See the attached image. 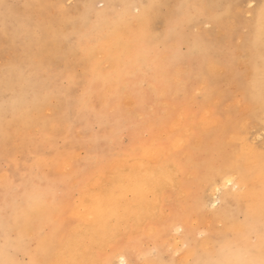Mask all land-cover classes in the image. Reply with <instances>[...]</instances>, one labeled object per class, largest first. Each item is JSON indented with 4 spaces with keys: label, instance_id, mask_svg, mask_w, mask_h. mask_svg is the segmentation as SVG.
Wrapping results in <instances>:
<instances>
[{
    "label": "rangeland",
    "instance_id": "1",
    "mask_svg": "<svg viewBox=\"0 0 264 264\" xmlns=\"http://www.w3.org/2000/svg\"><path fill=\"white\" fill-rule=\"evenodd\" d=\"M261 4L264 0H0V264H55L73 229L81 224V208L91 203L88 194L111 185V178L132 161L150 165L149 151L159 153L166 167L174 168L170 162L189 166L186 175L180 173L177 195L165 190L157 210L170 215L187 204L184 196L192 193L191 180L194 189V177L203 170L195 173L185 151L191 149L199 169L204 164L203 151L215 146L211 140L225 135L215 125L225 127L231 118H248L232 76L235 70L242 78L251 73L242 47L255 34L254 17L259 15L264 27ZM211 56L223 65L221 74L209 71ZM205 93H211V101L207 102ZM257 133L262 132L250 128L247 144L260 152L264 133ZM197 137L204 139L205 146H195ZM180 139L195 143L194 147H178ZM255 187V195L264 196V176L257 178ZM213 210L203 207L201 224H197L201 236H194L196 241L221 232ZM242 221L237 214L235 223ZM241 230L228 247L227 242L235 238L226 242L218 236L208 238L202 246L207 257H216L219 246L223 252L239 248L246 239ZM45 237L50 254L44 256ZM262 237L250 240V252L245 250L244 258L256 256L259 250V256H264L258 246ZM176 241L169 237V250ZM146 243L148 247L156 244ZM254 245L256 254L251 252Z\"/></svg>",
    "mask_w": 264,
    "mask_h": 264
},
{
    "label": "bare ground",
    "instance_id": "2",
    "mask_svg": "<svg viewBox=\"0 0 264 264\" xmlns=\"http://www.w3.org/2000/svg\"><path fill=\"white\" fill-rule=\"evenodd\" d=\"M254 21L256 24L255 25V34H254V36L251 39L249 44L246 43V39H245V41H244L245 43L242 47L243 48L242 51L244 53V56H243L244 60H247V63L248 62L250 63V67H248L249 66L248 65V66H246V68L247 67H248V69L250 68L251 73H248V71H247L248 74L242 78L238 73L239 71L237 70V72L235 73V71H236L235 70V71H233V76H232V78L234 79V82H235V87H233V89L236 88L237 92L240 93V101L242 103H244L243 105H245L247 107L248 118H246L245 120L240 119V117L237 120H233V118H231V119L227 120V124L225 125V127L222 124H216L215 125V128L216 127L221 128L225 132V135L220 137V138H215V139L211 140V142H213L215 144V146H213V150H212V148H210V149L206 148L203 151V153H202L203 158L202 159L204 161V164H201L199 166V169L197 167V164L199 162H197V164H196V158L190 152L191 149H189L188 151H185L184 155L186 156L188 161H190V159H191L195 165V170L197 171L195 173H198V171L201 172L203 170L201 173L197 174L198 177L197 176L194 177L196 179L195 184H197V185H195L194 189H192L193 179L191 180L192 182H191V186L189 188H190V192H192V193L189 195H187V193H186V196H184V198L186 197V199H187V204L180 206L178 208L177 212H175V213L170 214L168 212L170 215H166L163 211L157 210L158 205H159V199H160V197H163L165 190L172 189L171 190V192H173L172 195L173 196H175L174 194L177 195L176 189H177L178 183L181 182V179H180L181 174L186 175L187 170H188L187 168L189 166H185V165L181 166L180 164L175 166V164L170 162L169 164L171 166H173L175 169L171 168V167H166L167 164L165 163V161H162V157L159 155V153L149 151V152H147V156L151 161L150 165H146V164H143L140 162L136 163V162L132 161L133 163H129V167L127 169L122 168L121 172L120 173L118 172V175L116 174V176H113V175H111L112 173L110 174L111 176H113L112 178L109 176L112 179V180L111 179L110 180L113 181V183L109 186H107V184H103V185L107 186V187H104L103 191L97 190V191L93 192V191L89 190L93 193L90 192V194H88V192H87L84 194V195L88 194V197H89L91 203L90 204L88 203L89 205L83 206L81 208V211L79 213V217H80L79 220H81V224L79 227L76 226L78 228H76L75 230L73 229V232L71 233L69 239L67 238L68 240L65 242L63 250L61 249L62 251L59 252V254L55 257V262H54L55 264H122V261L124 262V264H242V262L245 260H254V261H256V264H259V261L264 256H261V257L259 256V255H261V253H260L261 250H259V251L257 250V248H258V247L256 248L257 245L256 246L254 245L255 247H254V249H251V252L254 251L256 254V252L258 251V254L256 256H253V257L249 256L248 258H244L245 250H246V253L248 251L250 252V250L248 249L251 246L250 240L252 238H254V239L256 238V236L252 237L253 233L258 234L259 238H260V234H264V232H263L264 230L263 231L261 230V221H262V219H264V196H261L260 194L255 195V193L252 191L255 188L257 189V187H255V183H256L257 178H259L260 176H264V150L260 151V152L254 151L253 148L251 147V145L248 146V144H247V138H248L247 136L250 133L251 127L255 128L257 132L264 133V27L260 24L259 15L254 17ZM244 35L245 34H243V37H244ZM176 37H179V36H176ZM185 39L186 38H184V40ZM171 41H173V40H171ZM173 42H175V41H173ZM170 43H172V42H170ZM175 44H177V43H173V45H175ZM216 45L217 44H215L214 46H216ZM195 46H197V45L195 44ZM214 46H211V48ZM215 48L217 49V47H215ZM212 49H214V48H212ZM209 51H211V50H209ZM209 51H206V52H209ZM218 54H220V53H218ZM192 55H194V53ZM237 55H239V54H237ZM161 58L163 59L164 56ZM187 58H184V60ZM208 58H209V56H208ZM239 59L242 60L243 58L240 57ZM230 60L232 63V66H230V67H234L233 60L232 59H230ZM153 61H154V59H153ZM210 61H211V64H208L209 61L207 62L208 66L210 65L209 67H211L209 71H211V72L214 71L215 73L219 72L220 66L222 67L223 65L219 64L220 62L218 63L213 57L211 58ZM258 63L260 65H258ZM227 64H228V62L225 64L226 65L225 68L227 67ZM162 65H163V63H162ZM178 65H180V64H178ZM163 66H165V65H163ZM138 67H141V66H138ZM182 68H183V66H182ZM136 69H138V68H136ZM186 69H187V67H186ZM207 69H208V67H207ZM183 70H185V69H183ZM165 71H167V70H165ZM188 71H189V69H188ZM137 72H139V71H137ZM140 72H142V71H140ZM178 72H179V70H178ZM205 72L207 74V71H205ZM221 72H219V73L221 74ZM241 72H243V71H241ZM179 74H180V72H179ZM148 75H150V74H148ZM164 75H166V74H163L162 76H164ZM202 76H203V74H202ZM223 76H225V75H223ZM211 77L212 76H210V78ZM176 78L177 77H175L174 79L176 80ZM143 80H144V78H143ZM137 81H139V80H137ZM206 81L207 80H205L204 83ZM130 82H131V80H130ZM185 82H186V80H185ZM185 82H184V84H185ZM138 83H140V82H138ZM175 83H177V82H175ZM226 83H227V81H226ZM195 84H197V83H195ZM220 85L217 84V86L219 88H221ZM232 85H233V83H232ZM147 88H148V85H147ZM123 92H124V90H123ZM216 92H218V91H216ZM123 94H122V96L124 98L125 94L124 95ZM200 94H202V93H200ZM210 94L211 93H205L204 94L207 102L211 101V97H210L211 95ZM158 95H160V94H158ZM236 96H238V95L236 94ZM220 97H222V99H223V97H225V94H223ZM128 98H129V96H128ZM166 99H168V98H166ZM205 105H207V104H205ZM224 107L226 108V106H224ZM220 108H221V106H220ZM229 108L230 107H228V109ZM210 110H211V108H210ZM204 112H207V111H204ZM231 112H233V111H231ZM191 115H193V114H191ZM235 119H236V117H235ZM248 127H249V132H248ZM174 128H175V126H174ZM209 129L210 128H208V130ZM192 131L194 133V136H196V131L195 130H192ZM205 132H207V131H205ZM262 133H257V134L259 136H262ZM197 139H198V144L193 143V144H195V146H197V145H199L200 147L205 146V145L201 144V142L204 140L202 137H197ZM254 139H258V138H254ZM181 141H179L180 144L178 146L180 148L182 146H184V148H185V146H187V148H188V146L194 147L192 142H186V141L181 142ZM202 143H204V142H202ZM162 147H164V145ZM70 148H72V146H70ZM88 148L90 149V146L89 147L87 146V149ZM114 148H113V150H114ZM148 149H150V148H148ZM98 150H96V151H98ZM181 152H183V151L181 150ZM102 153H103V151H102ZM83 154H84V152H83ZM174 154H173V156H174ZM176 154H179V153H176ZM128 155H130V154H128ZM134 155H135V153H134ZM181 157H180V159H181ZM163 158H166V157H163ZM128 159H129V157H128ZM139 161H141V159ZM124 163H126V162H124ZM105 167H107V166H105ZM84 168H86V167H84ZM107 168H109V167H107ZM111 169L112 168H110V170ZM115 171H114V173H115ZM64 172H65V170H64ZM76 172H78V171H76ZM89 173H90V171L88 172V174ZM60 175H62V174H60ZM76 176H78V175H76ZM191 176H192V174H191ZM65 177H66V175H65ZM83 178L84 177H82V179ZM187 178H190V177L187 176ZM95 179H97V181H99L98 177ZM58 182H61V181H58ZM187 182H188V180H187ZM92 183H94L96 186H98L96 184V181H94ZM94 184H91V185H94ZM30 185H33V183H30ZM182 186H183V184H182ZM68 187H70V186H68ZM78 187H79V185H78ZM86 187H87V185H86ZM75 191H76V189H75ZM187 191H189V190H187ZM62 192H63V190H62ZM184 194H185V192H184ZM180 195L182 196L181 193H180ZM7 197H8V195H7ZM178 197H180L179 194H178ZM51 198L52 197H50V199ZM81 198H80V200H81ZM165 198H166V196H165ZM146 199L148 201H146ZM164 200H166V199H164ZM75 202H76V200H75ZM78 202H80L79 199H78ZM51 203H52V200H51ZM80 205H82V203ZM84 205H86V204H84ZM206 205H208L210 209H214L212 211V214H213L212 217H213V220L215 222L220 223V225H221L220 231L221 232L219 234L208 233L207 235L204 236L203 240L196 241L194 239V236L195 237L201 236L200 235L201 230H199V228L197 226V224H199V223L201 224L200 218H202V216H200V213H201L203 207ZM78 208H80L79 205H78ZM170 209H172V208L170 207ZM71 210H72V208H71ZM149 210H152V213L147 216V214L149 213ZM237 214H241L243 216V221L241 223H239V222L235 223V216ZM64 218H66V217H64ZM62 219H61V221H62ZM76 220H78V219H76ZM31 226H32V224H31ZM71 226L72 225L69 224L68 227L70 228ZM236 226H238V227H236ZM240 230L242 231V236H244L246 239L244 241H241V239L243 238V237H241L240 241L243 242V244L240 245V241H239L237 243L240 245L239 248L233 250V248L230 247L227 250L225 249L226 252H223V251H221V248H219L220 247L219 246L216 249V252H217L216 257H213V256L207 257L208 253L205 252V248H202V246H203V244L208 242V240H209L208 238H211L213 236H218V237L222 238L224 241L226 239H228L229 237H232L234 239L235 235L240 236V235H238ZM4 231H5V229H4ZM42 233H43V231H42ZM61 235L62 234H60V236ZM65 237H66V234H65ZM169 237H174V239L179 242L178 243L176 241L175 245H172L170 247V250H169V246L171 244L169 243ZM237 238L227 242V247L232 245ZM148 239H150V240H148ZM260 239H259V241H261ZM18 240H20V239H18ZM58 240L60 241V239H58ZM197 240H198V238H197ZM31 241H32V239H31ZM148 241L153 242V244L155 242L156 244L153 247H148L147 243H146ZM255 241H257V240H255ZM259 241H257V242H259ZM225 242L223 244H225ZM245 242H247V245ZM49 243L50 242H49L47 237L42 239V244H43L42 247H44L43 252H45L44 256L47 255L50 251ZM220 243H222V242H220ZM220 243H219V245H220ZM237 244H234V245H237ZM258 244H259L258 246H262V245H260V242ZM51 245H52V243H51ZM216 245H218V243ZM245 245L247 246L246 249H244ZM3 246H5V245H3ZM252 246H253V244H252ZM23 247H26V246H23ZM33 250H35V249H33ZM40 251H41V249H40ZM188 251H190L193 254V257H192V255L190 256L191 253L189 254ZM32 255H34V254H32ZM52 255H53V253L51 254V256ZM189 258H192V259L190 260ZM35 263H36V261H35ZM37 263H39V261H37ZM49 264H51V263H49Z\"/></svg>",
    "mask_w": 264,
    "mask_h": 264
},
{
    "label": "snow or ice",
    "instance_id": "3",
    "mask_svg": "<svg viewBox=\"0 0 264 264\" xmlns=\"http://www.w3.org/2000/svg\"><path fill=\"white\" fill-rule=\"evenodd\" d=\"M260 16L261 19L264 20V4H261L260 6ZM151 24V21L149 22ZM262 249H264V237H262ZM122 264H124V262L122 261ZM242 264H256V261L254 260H245L242 262ZM259 264H264V258H262L259 261Z\"/></svg>",
    "mask_w": 264,
    "mask_h": 264
}]
</instances>
